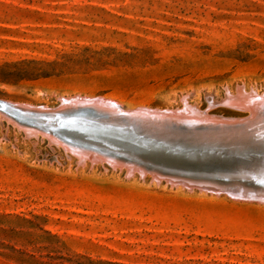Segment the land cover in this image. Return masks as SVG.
Here are the masks:
<instances>
[{"label": "rangeland", "instance_id": "rangeland-1", "mask_svg": "<svg viewBox=\"0 0 264 264\" xmlns=\"http://www.w3.org/2000/svg\"><path fill=\"white\" fill-rule=\"evenodd\" d=\"M238 88L264 95V0H0V100L185 99L235 119L208 100ZM19 128L0 118V264H264V204L82 164Z\"/></svg>", "mask_w": 264, "mask_h": 264}, {"label": "water", "instance_id": "water-1", "mask_svg": "<svg viewBox=\"0 0 264 264\" xmlns=\"http://www.w3.org/2000/svg\"><path fill=\"white\" fill-rule=\"evenodd\" d=\"M260 98L263 96L256 97ZM102 104L106 102L45 113L0 100V111L21 126L54 136L74 156L90 164H104L111 169L110 163L115 168L131 166L128 169H135V174L151 175L169 186L245 200L264 199V116L224 118L221 121L227 126L207 131L203 138L198 135L202 132L180 133L175 125L168 130H154L130 122L126 119L129 115L116 104L115 113L98 112L95 106Z\"/></svg>", "mask_w": 264, "mask_h": 264}, {"label": "bare ground", "instance_id": "bare-ground-1", "mask_svg": "<svg viewBox=\"0 0 264 264\" xmlns=\"http://www.w3.org/2000/svg\"><path fill=\"white\" fill-rule=\"evenodd\" d=\"M254 92V91H253ZM246 93L243 90H240L239 88L236 91L235 96H231L230 94H226L225 99L218 103V101L215 100H208V104L211 106V108L213 107L212 105H220V106H225L228 108H231L235 111L241 112V111H247V114H249V117H254L255 115H259V116H264V95L263 98L256 99V97H262V96H258L256 93ZM208 98V97H207ZM64 102H63V101ZM4 101V100H3ZM99 101H104L106 102V104H102L101 106H95V108H97L98 112H107V113H115L117 112V110L115 109V104H117V101L115 100H108V99H102V98H95V99H89V98H82V97H63L60 98V106L59 108L56 110V108H47V107H39V106H32V105H19V104H14L12 102H8L9 104L12 105H16L18 107H23V108H28V109H32V110H37V111H43L45 113H56V112H61V111H65V110H71L74 108H78V107H83L85 105H87L90 102H99ZM6 102V101H5ZM69 102L72 103L71 105H66L65 103ZM116 102V103H114ZM183 104V108L180 109V107L177 110L174 109H165L167 111H158V110H147L144 108H140V109H136V110H127L123 107L120 108L122 109L123 112H125L126 114H128L129 116L126 118L127 120H129L130 122H136V123H141V125L147 126V127H152L154 128V130H168L169 126H173L175 125L176 129L179 130L180 129V133L183 132H193V133H197V132H202L200 135L201 137L205 138L203 136V134H205L207 131L209 132H215V129L220 130L221 128H223V126H227V124H225V122L221 121L222 118H216V117H209L208 115V111L206 112H201V110L194 106H190L189 102H187L185 99H183L182 101ZM209 106V107H210ZM147 108V107H146ZM162 110V109H160ZM210 110V109H209ZM144 112H157V113H162V112H166L168 113V115H159V116H150V115H143L140 113H144ZM0 118H5L6 121H10L13 125V123L16 126H19L21 129H23L24 133H27L28 136H32V137H37L40 135L46 136L48 137L49 141L52 143L54 142L56 145H60L62 146L66 151H71L68 147H66L63 143H61L58 139H56L54 136L52 135H47L43 132H41V130L39 129H33V128H28L25 126H21L18 122H14L9 120L8 118H6L3 115V112L0 111ZM211 116V115H210ZM243 118H237L238 120H242ZM263 118V117H262ZM183 127L189 128V129H194L193 131H188L187 129H181ZM19 128V129H20ZM26 135V134H25ZM207 137V135H205ZM73 153V152H72ZM81 159V163L84 164L85 163V159ZM110 165L115 168L111 163ZM131 166H126L125 170H126V175L127 176H133L135 173L132 172V170H129L128 168H130ZM119 169V168H117ZM140 176L144 177V175L139 174ZM154 178V177H152ZM155 179V178H154ZM157 181H159L158 179H155ZM179 187V186H177ZM184 188V187H183ZM187 190H191L190 188H185ZM220 195V194H216L215 196ZM226 197H228L229 199L235 200L237 201H246V202H257L260 204H264V199H257V200H245V199H239V198H235L232 196H229L227 194H222Z\"/></svg>", "mask_w": 264, "mask_h": 264}]
</instances>
